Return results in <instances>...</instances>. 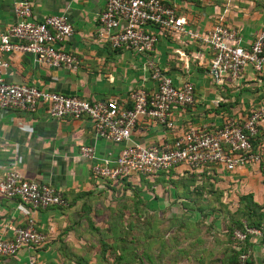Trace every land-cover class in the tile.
<instances>
[{"label":"crops","instance_id":"crops-1","mask_svg":"<svg viewBox=\"0 0 264 264\" xmlns=\"http://www.w3.org/2000/svg\"><path fill=\"white\" fill-rule=\"evenodd\" d=\"M161 1L172 5L185 17V27L197 33L222 23L235 28L246 46L264 30V0ZM12 6L13 0H0V31L15 21ZM103 6L104 0H35L34 20L63 14L72 25V34L60 46L76 57L78 66L75 70L50 67L37 63L31 53L14 52L4 55L8 66L2 71L3 80L87 100L112 98L129 107L132 89L153 87L147 67L152 61L176 82L188 79L194 101L171 109V128L139 118L130 137L143 145L169 143L188 126L214 130L228 116H244L251 107H264V71L246 68L237 84H214L208 73L210 51L199 38L160 33L150 24L146 30L158 36L151 52L112 49L98 36ZM259 135L264 136V123ZM81 144L91 145L97 157L109 159L120 148L95 137L86 118H53L41 104L31 112L0 109V176L13 167L26 180L58 189L66 201L64 206L31 208L0 195V238L11 237L12 228L23 226L29 217L45 235L38 248L22 247L13 255H0V264H27L31 255L52 264H133L134 249L140 252V264H149V221L156 213L171 221L174 246L185 244L195 253L204 249L208 259L204 264H228L224 261L229 253L232 259L229 228L233 226L224 222L219 229L214 221L201 234L196 216L191 215L197 211V202L209 196L204 188L235 199L251 195L253 202L264 205V184L253 166L225 171L220 166L190 169L179 164L154 177L131 174L122 182H107L92 176L90 162L78 153ZM196 189L203 194L199 199ZM259 232L248 237L246 264H264V225ZM133 239L139 240V246Z\"/></svg>","mask_w":264,"mask_h":264},{"label":"built area","instance_id":"built-area-1","mask_svg":"<svg viewBox=\"0 0 264 264\" xmlns=\"http://www.w3.org/2000/svg\"><path fill=\"white\" fill-rule=\"evenodd\" d=\"M34 1L13 0L15 21L0 31V109L31 112L41 104L53 118H86L95 137L120 145L113 159L97 157L91 145L78 146L79 155L90 162V172L96 180L115 182L131 174L149 178L179 164L190 169L220 166L225 171L250 165L255 167L264 184V136L259 135V127L264 123V107L261 106L249 108L244 116H228L214 130L188 126L166 144L143 145L131 140V130L139 118L171 128L174 126L171 109L191 105L194 101L193 85L188 79L176 82L152 61L147 67L153 87L132 89L128 94L129 107L112 98L87 100L30 84L5 82L2 71L8 66V60L4 55L14 52L31 53L37 63L50 67L75 70L78 66L76 57L60 46L72 34V25L63 14H49L34 20L31 11ZM98 23V36L112 49L135 53L153 50L158 36L146 30L150 24L160 33L187 34L201 39L210 51L209 76L218 86L237 84L246 68L253 72L264 71V30L246 46L241 44L235 28L222 23L197 33L186 28L185 17L161 0H104ZM0 195L16 198L31 208L66 204L61 191L24 179L13 167L0 176ZM259 233V229L245 223L241 228H232V248L238 254L236 260L228 264H246L249 248L242 249V246L249 236ZM44 241L45 235L35 228L29 217L23 226L12 228L11 237L0 238V255H13L22 247L38 248ZM27 264L52 263L31 255Z\"/></svg>","mask_w":264,"mask_h":264},{"label":"rangeland","instance_id":"rangeland-1","mask_svg":"<svg viewBox=\"0 0 264 264\" xmlns=\"http://www.w3.org/2000/svg\"><path fill=\"white\" fill-rule=\"evenodd\" d=\"M122 182V180H119ZM210 184H207V186ZM209 196L202 197V192L196 189L194 193L198 196L197 211L195 215L196 222L201 228L198 233L202 234V231L210 229V223L214 221L217 223V228H221L223 223L229 224L230 227L236 225L238 222L246 221L248 219H256L259 214L264 213V208L261 205L254 207L251 203L246 200H240V195L230 197V195H221V193L204 188ZM203 190V189H202ZM210 190V191H209ZM203 191V192H204ZM200 196V197H199ZM235 199V200H234ZM255 203V202H254ZM261 209V210H260ZM194 212V210H191ZM165 216L161 213H156L154 217L150 216L149 221V264H204L208 261L205 257L204 249L198 248L196 253L194 250L188 248L187 245L177 244L174 246V241H177L174 237V228L171 221L164 218ZM140 234V230H137L136 236ZM225 235L228 236V232L225 231ZM229 237V236H228ZM134 244L139 246V240L133 239ZM230 263V253L228 258L224 261ZM124 262V261H123Z\"/></svg>","mask_w":264,"mask_h":264},{"label":"trees","instance_id":"trees-1","mask_svg":"<svg viewBox=\"0 0 264 264\" xmlns=\"http://www.w3.org/2000/svg\"><path fill=\"white\" fill-rule=\"evenodd\" d=\"M119 180H124V178H121V179H118L117 181H119ZM107 181V180H106ZM107 182H111V181H107ZM246 200L248 203H251L254 207H259L260 208V206H258V204L257 203H254L253 201H252V199H251V195H244V196H241L240 197V200ZM261 206H263V208H264V205H261ZM261 210V209H260ZM243 223H245V224H247L248 226H252V227H255V228H257V229H261L262 227H263V225H264V213H262V214H259L258 216H257V218L256 219H253V220H251V219H248V217L246 218V221H244V222H238L236 225H234L232 228H241L242 227V225H243ZM120 226V225H119ZM117 227V226H116ZM232 228H229V230L231 229L232 230ZM120 229H122V227L120 228ZM231 230H230V235H231ZM247 240H248V238L245 240V242H244V245L242 246V249H245V248H247L248 247V243H247ZM134 248H135V245H134ZM233 250V253H232V259H231V261L230 262H232V261H235L236 260V258H237V251H235L234 249H232ZM132 260H133V264H140V252L139 251H137L136 249H134L133 251H132ZM148 257H149V255H148ZM149 260H150V257H149ZM248 260H249V258L246 260V263H248Z\"/></svg>","mask_w":264,"mask_h":264}]
</instances>
